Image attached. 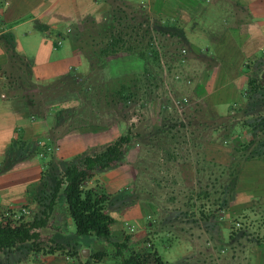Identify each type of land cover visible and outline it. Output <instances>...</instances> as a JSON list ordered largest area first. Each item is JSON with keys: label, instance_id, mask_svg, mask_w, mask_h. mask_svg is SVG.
Instances as JSON below:
<instances>
[{"label": "crops", "instance_id": "obj_1", "mask_svg": "<svg viewBox=\"0 0 264 264\" xmlns=\"http://www.w3.org/2000/svg\"><path fill=\"white\" fill-rule=\"evenodd\" d=\"M123 6L144 8L153 35L164 43L161 48L181 56L177 83L212 117H225L244 104L250 82L264 72V0H2L0 38L13 35L15 51L29 66L28 81L37 89L71 76L86 77L91 72L86 54L92 43L84 40L98 38V26ZM146 67L136 56L119 54L108 59L102 79L142 76ZM157 67L151 64L150 69ZM80 69L86 72L81 74ZM18 71H13L0 39V75L13 72L25 84ZM18 92L0 96V223L8 226L32 222L45 211L66 164L77 163L92 154L89 150L99 151L123 134L122 124L64 132L57 114L76 109L77 96L46 101L39 94L28 97ZM250 173L251 180L259 174ZM109 176L102 173L92 180L112 193L105 183ZM239 201L237 196L228 217L239 213L235 210ZM47 214L46 227L37 230L42 250L1 251L0 264H96L92 259L96 249L84 252L86 245L80 247L62 193ZM110 215L116 232L123 219ZM115 232L114 237L122 240ZM51 247L60 251L48 254Z\"/></svg>", "mask_w": 264, "mask_h": 264}, {"label": "rangeland", "instance_id": "obj_2", "mask_svg": "<svg viewBox=\"0 0 264 264\" xmlns=\"http://www.w3.org/2000/svg\"><path fill=\"white\" fill-rule=\"evenodd\" d=\"M84 41L96 44L99 42L97 38H86ZM155 42L159 48L161 45L164 48L162 40L159 42L156 39ZM173 48L183 50L180 46ZM160 52V64L152 71L154 77L139 82L137 96L127 105L118 102L108 107L106 112L103 110L106 107L104 104L100 106L97 101L85 97V94L80 95V101L85 102V107L79 111L80 117L74 119L113 127L122 124V135L128 132L133 134V141L125 150L123 160L116 163L114 168L94 175L100 178L102 173L109 172L110 176L107 179L105 177V183L109 182L108 188L113 191L111 194L128 192V195L113 197L108 208L110 213H117L123 219L116 232V224L113 226L112 233L122 235V239L127 234L135 245L131 247L139 251L146 247L155 248L167 264H264V126L254 133L243 130L238 137L224 143L225 154L214 156L207 150L208 141L221 143L227 138L223 137L220 130L214 133L212 128L196 124L200 123L198 120H194L195 125L188 128L196 103L181 83H177L181 73L177 65L181 56L177 53L170 55L162 48ZM78 72L83 74L86 69ZM18 75L24 79L23 83L28 82V77L22 70L18 71ZM3 78L0 75V94H19L20 91L28 97H34L40 92V88L22 84L20 81L18 85L13 83L12 87L7 88L3 86L6 82ZM99 78L102 79L101 74ZM258 78L256 80H260L264 86V72L259 73ZM92 82L95 83L92 80L86 86L91 87ZM115 86L111 84L113 89ZM70 97V94H66L58 101H66ZM80 107L81 103L77 109ZM261 113L263 118L264 109ZM261 113L256 111L254 115L256 117ZM197 114L206 120L215 119L208 110ZM237 116L244 118V114ZM68 124L69 122L64 123L62 131L67 130ZM191 130L195 132L194 145L190 141ZM250 142L255 143L251 144L246 153L236 151L239 146ZM190 146L191 154L186 152ZM202 151L206 154L208 164L216 162L220 166H228L232 160L240 163L237 187L235 191L229 190L232 195L235 193L234 200L226 210L219 211V201L215 200L226 197L229 200L230 197H225L223 189L217 186L213 202L205 209L211 214L206 221L202 220L193 201L197 178L196 164L202 158ZM254 151L260 154L252 155ZM88 152L93 154L98 150ZM251 155L253 159L247 160V156ZM251 161L261 163L252 164ZM215 171L219 174L222 170L215 168ZM250 171L259 172L254 180H251ZM91 181V186H101L106 190L98 181ZM237 196L240 201L235 205V210L239 213L228 217L230 205L235 203ZM224 226L230 228V231ZM78 240L80 247L82 243L86 245L83 246L86 248L84 252L91 248L109 255L101 264H119L114 256L115 247L111 243L95 236L78 237Z\"/></svg>", "mask_w": 264, "mask_h": 264}, {"label": "trees", "instance_id": "obj_3", "mask_svg": "<svg viewBox=\"0 0 264 264\" xmlns=\"http://www.w3.org/2000/svg\"><path fill=\"white\" fill-rule=\"evenodd\" d=\"M1 4L2 0H0V8ZM145 14L146 11L141 6H123L115 9L107 20L98 26L97 40L99 42L97 44L90 42L92 43V47L86 54V58L90 63V75L88 77L71 76L49 86L40 87L38 94L46 101L58 100L66 94L78 96V101L81 103L80 108L62 109L57 114L61 127L64 123L67 124L69 122L66 131L100 130L112 127L108 124L94 125V123L74 119L80 117L79 111L85 107V102L80 101L82 98L80 97L81 94H85V97L94 100V102L97 101L96 103L100 106L104 104L106 107L103 110L107 112L108 107L118 102H123L127 105L137 96L136 93L140 86L139 82L142 79L154 77V72H152L153 70L150 69V66L151 64H158L159 66L162 53L160 52L161 48L155 42L156 37L153 35L150 22L147 21L148 18L145 19L144 17ZM128 30H132V32L130 33ZM0 39L13 71L18 67V70H22L30 80L29 66L25 58L15 51L13 35L7 33L2 35ZM123 53L144 60L147 66L144 75L122 78L112 77L108 80L99 78L100 74L101 76H105L104 70L107 68L108 59ZM2 74L6 80L3 86L5 85L7 88L12 87L13 83L17 84L19 82V79L14 78L13 72L11 74ZM92 80L95 82H92L93 87L86 86V83ZM26 84L33 86L29 81ZM111 84H115L116 88L113 89ZM260 108L264 109V86L260 83V80L254 79L250 82L247 89V97L244 104L234 109L227 117L211 120L213 121L212 124L210 120H206L204 117V119L200 118V115L197 113L204 112L207 109L201 104H196L192 109L193 117L189 122L190 126L188 128L195 125L194 120H198L200 123L197 122L196 124L202 125L204 128H212L214 133L218 130L222 131L223 137L227 139L221 141V143L211 142L210 140L208 144L205 143L207 150L214 156L219 157V155L222 156L226 152L224 143L227 140L238 137L243 130H250L254 133L257 129L263 128L264 117L261 118L263 113H261L262 110ZM256 111L261 114L255 117L254 113ZM238 114H244V118H239ZM194 130L190 131V141L193 142V145L195 143ZM132 136L133 134L128 132L98 152L81 157L77 163L66 164L61 175L56 178L53 194L50 195L52 197L50 204L44 206L45 211H42L41 215H36L32 222L19 221L14 226L0 223V252L16 249L25 250L30 253H39L42 250V242L41 235L37 230L46 227L49 218L47 213L48 211H52L55 200L59 193H62L77 238L95 236L111 243L115 247L114 256L119 260V264H167L155 249L146 247L139 251L132 248L130 236H126L122 240L114 237L112 228L116 224V221L111 217L108 208L112 203L113 197L128 195V192L122 191L121 194L115 195L107 192L101 186L89 185L95 174L108 171L114 168L116 163L123 160L125 150L128 149L133 141ZM252 143L255 142H250L244 146L241 145L236 151L246 153ZM190 149L191 146L186 152H189ZM259 154L258 151L252 152V155ZM252 155L247 156V160L253 159ZM201 157L196 164L197 178L196 188L193 192L195 196L193 201L195 209L202 216V220L206 221L210 219L209 216L211 214L205 209L207 206L210 207V203L213 202V195L217 186L223 189L222 193H224L225 197L227 195L230 197L228 198L229 200H227V197L215 200L216 202H220V204L218 202L219 211L226 210L231 201L234 200L235 193L232 195L229 190L233 189L235 191L237 187L240 163L237 160H232L228 166H220L216 162L208 164L206 154L203 151ZM215 168H220L222 171L218 174ZM55 251H60V248L51 247L47 250L48 254H52ZM107 256L109 255L106 252H97L92 255V259L95 263H100Z\"/></svg>", "mask_w": 264, "mask_h": 264}, {"label": "built area", "instance_id": "obj_4", "mask_svg": "<svg viewBox=\"0 0 264 264\" xmlns=\"http://www.w3.org/2000/svg\"><path fill=\"white\" fill-rule=\"evenodd\" d=\"M183 53H185V51H183ZM185 101H186V100H185ZM23 213L27 214L28 212H27L26 210H24ZM132 232H133V230H132Z\"/></svg>", "mask_w": 264, "mask_h": 264}]
</instances>
